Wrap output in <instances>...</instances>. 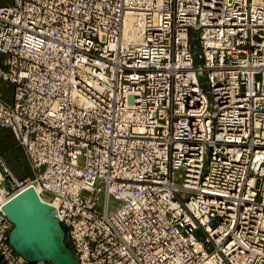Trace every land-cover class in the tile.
Listing matches in <instances>:
<instances>
[{
  "label": "built area",
  "instance_id": "1",
  "mask_svg": "<svg viewBox=\"0 0 264 264\" xmlns=\"http://www.w3.org/2000/svg\"><path fill=\"white\" fill-rule=\"evenodd\" d=\"M0 56L3 264H45L2 211L29 188L78 264H264V0H0Z\"/></svg>",
  "mask_w": 264,
  "mask_h": 264
},
{
  "label": "water",
  "instance_id": "2",
  "mask_svg": "<svg viewBox=\"0 0 264 264\" xmlns=\"http://www.w3.org/2000/svg\"><path fill=\"white\" fill-rule=\"evenodd\" d=\"M193 60L200 64L195 49L196 35H192ZM206 91L205 78L200 77ZM40 203L35 190L29 188L8 201L2 208L12 224L9 244L13 250L29 263L78 264L63 244L64 231L58 221L55 224L57 235L49 230V225L39 217Z\"/></svg>",
  "mask_w": 264,
  "mask_h": 264
},
{
  "label": "rangeland",
  "instance_id": "3",
  "mask_svg": "<svg viewBox=\"0 0 264 264\" xmlns=\"http://www.w3.org/2000/svg\"><path fill=\"white\" fill-rule=\"evenodd\" d=\"M3 87H5V86H3ZM3 93L4 92L0 91V94L3 95ZM0 157L3 161V163L8 168V170L17 179H19V180L24 179L26 176L29 175L30 172H29V169H28L26 159L24 157L23 152L21 151V149L19 147H17L15 145V141L11 137L10 133L8 131L2 130V129H0ZM42 194H46V193H42ZM46 195L49 196L48 194H46ZM55 202L56 201H54V204H55ZM48 213H50V212H48ZM50 215H52V213L49 214V217H50L49 221L52 223L51 224L52 228L55 229L56 221L53 218V215L52 216H50ZM62 229L64 231L63 244L69 250L72 257L74 258L73 250H72L71 244L69 242V239L66 235V231L63 227H62ZM42 263L49 264L46 262H42Z\"/></svg>",
  "mask_w": 264,
  "mask_h": 264
},
{
  "label": "bare ground",
  "instance_id": "4",
  "mask_svg": "<svg viewBox=\"0 0 264 264\" xmlns=\"http://www.w3.org/2000/svg\"><path fill=\"white\" fill-rule=\"evenodd\" d=\"M193 45V44H192ZM24 192V191H23ZM35 193L36 196L39 200L40 205V209L38 211L39 213V217L46 223L49 225V230L53 233V235H57L58 232H56L55 229L52 228V223L49 221V214L52 213L53 218L55 219V221H58V218L56 217V208H57V202H55L54 204V197L48 193H46L45 191L36 188L35 189ZM42 193H46L49 196H47L46 194H42ZM50 212V213H48ZM50 215V216H52ZM59 222V221H58Z\"/></svg>",
  "mask_w": 264,
  "mask_h": 264
},
{
  "label": "crops",
  "instance_id": "5",
  "mask_svg": "<svg viewBox=\"0 0 264 264\" xmlns=\"http://www.w3.org/2000/svg\"><path fill=\"white\" fill-rule=\"evenodd\" d=\"M2 56H0V65H2ZM2 85V86H1ZM5 86V87H3ZM0 91L4 92L3 95H1L5 100L10 101L12 99V87L6 84H0ZM0 264H3V262L0 259Z\"/></svg>",
  "mask_w": 264,
  "mask_h": 264
}]
</instances>
